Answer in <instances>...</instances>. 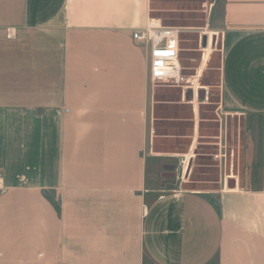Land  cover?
I'll list each match as a JSON object with an SVG mask.
<instances>
[{
    "label": "crops",
    "instance_id": "crops-1",
    "mask_svg": "<svg viewBox=\"0 0 264 264\" xmlns=\"http://www.w3.org/2000/svg\"><path fill=\"white\" fill-rule=\"evenodd\" d=\"M152 1L0 0V264H264V0L208 5L220 126L262 170L209 191L157 183Z\"/></svg>",
    "mask_w": 264,
    "mask_h": 264
},
{
    "label": "rangeland",
    "instance_id": "rangeland-1",
    "mask_svg": "<svg viewBox=\"0 0 264 264\" xmlns=\"http://www.w3.org/2000/svg\"><path fill=\"white\" fill-rule=\"evenodd\" d=\"M211 1H152V16L163 27L182 29L183 80L156 85L151 108L150 153L161 158L156 165L157 183H165L162 173L174 166L173 188L209 191L227 177L258 187L262 171L259 133L251 129L250 134L233 118L220 126L221 46L219 36L206 28Z\"/></svg>",
    "mask_w": 264,
    "mask_h": 264
},
{
    "label": "built area",
    "instance_id": "built-area-1",
    "mask_svg": "<svg viewBox=\"0 0 264 264\" xmlns=\"http://www.w3.org/2000/svg\"><path fill=\"white\" fill-rule=\"evenodd\" d=\"M15 29H8V37L15 38ZM182 29L179 27H156L134 32L139 44L151 46V78L154 85L180 83L182 65L180 42ZM5 188V178L0 173V191Z\"/></svg>",
    "mask_w": 264,
    "mask_h": 264
},
{
    "label": "water",
    "instance_id": "water-1",
    "mask_svg": "<svg viewBox=\"0 0 264 264\" xmlns=\"http://www.w3.org/2000/svg\"><path fill=\"white\" fill-rule=\"evenodd\" d=\"M202 99H204V92H203V98ZM192 163H193V160L191 159L190 160V164H189V168H188L189 170L192 167ZM172 169L174 170L172 173L163 175L165 177V179H167L168 177H170L171 179H174V177H175V167L172 166ZM228 188H230V189H235L236 188V184H235V180L234 179H231V180L228 181Z\"/></svg>",
    "mask_w": 264,
    "mask_h": 264
},
{
    "label": "flooded vegetation",
    "instance_id": "flooded-vegetation-1",
    "mask_svg": "<svg viewBox=\"0 0 264 264\" xmlns=\"http://www.w3.org/2000/svg\"><path fill=\"white\" fill-rule=\"evenodd\" d=\"M174 170L172 169V167L171 168H169V169H167L165 172H164V174H170V173H172ZM166 180H172L170 177H168Z\"/></svg>",
    "mask_w": 264,
    "mask_h": 264
}]
</instances>
